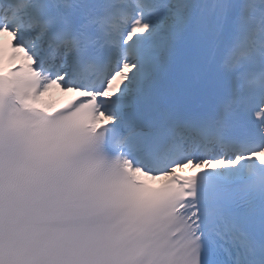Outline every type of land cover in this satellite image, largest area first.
<instances>
[{
  "label": "snow or ice",
  "instance_id": "6c2138e0",
  "mask_svg": "<svg viewBox=\"0 0 264 264\" xmlns=\"http://www.w3.org/2000/svg\"><path fill=\"white\" fill-rule=\"evenodd\" d=\"M0 264H264V0H0Z\"/></svg>",
  "mask_w": 264,
  "mask_h": 264
}]
</instances>
